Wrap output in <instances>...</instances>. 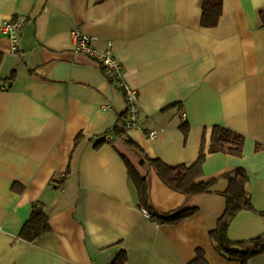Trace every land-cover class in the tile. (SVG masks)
Segmentation results:
<instances>
[{
	"label": "crops",
	"instance_id": "1",
	"mask_svg": "<svg viewBox=\"0 0 264 264\" xmlns=\"http://www.w3.org/2000/svg\"><path fill=\"white\" fill-rule=\"evenodd\" d=\"M201 4L0 0V25L24 19L16 54L0 37V79L12 76L0 90V264H111L122 251L127 264H193L198 251L208 264H236L209 237L227 183L186 197L143 163H194L213 126L243 135V151L207 156L203 180L244 169L254 208L235 216L228 238L264 234V0H222L213 28L201 26ZM73 29L94 37L98 52L110 43L124 81L139 93L141 127L121 139L102 142L125 118V98L93 60L73 53ZM126 163L146 180L153 211L196 212L176 224L154 223L138 207ZM38 207L50 231L21 240ZM248 264H264V254Z\"/></svg>",
	"mask_w": 264,
	"mask_h": 264
},
{
	"label": "trees",
	"instance_id": "2",
	"mask_svg": "<svg viewBox=\"0 0 264 264\" xmlns=\"http://www.w3.org/2000/svg\"><path fill=\"white\" fill-rule=\"evenodd\" d=\"M221 10L222 0H202L201 26L205 28L215 27L221 16ZM260 14L264 23V13L260 12ZM2 59L3 55L0 53V65ZM101 69L104 71L103 68ZM11 80L12 76L7 80L0 79V87L4 86L8 89L7 87L10 86ZM117 125L115 126L117 127ZM182 126L184 132H186L185 125L183 124ZM113 134L120 139L125 136L124 133L116 129ZM102 142L106 141L102 139ZM127 143L132 145L129 141ZM243 145V135L222 126H213L210 129L208 138L203 136L198 156L194 163L170 166L159 159H149L148 157H144L145 162H143L154 170L165 186L186 197L206 194L218 180H223L227 183V188L222 193L225 200V208L217 220L216 227L209 233V237L215 251L226 261L236 264H248L252 258L264 254V234L246 241L232 242L228 238V227L235 216L241 211L254 212L251 195L246 188L249 178L244 169L236 168L223 174L218 179L204 181L203 165L206 157L213 154H224L239 158L242 156ZM126 167L129 180L137 192L138 207L141 210H145L154 223L160 225L176 224L193 216L196 212L194 209H185L174 214L161 215L153 211L148 203L146 180L130 164L126 163ZM49 231L48 217L38 207L31 212L24 223L19 233V238L27 242H34ZM111 264H127L126 253L120 252ZM193 264H208L201 251L197 252V257Z\"/></svg>",
	"mask_w": 264,
	"mask_h": 264
},
{
	"label": "built area",
	"instance_id": "3",
	"mask_svg": "<svg viewBox=\"0 0 264 264\" xmlns=\"http://www.w3.org/2000/svg\"><path fill=\"white\" fill-rule=\"evenodd\" d=\"M24 24V19H10L0 25V37H5L11 44V52L17 53L19 48V31ZM72 51L76 54H83L93 60L99 68L106 72L107 79L120 90L125 98L127 109L125 118L117 125L108 129L102 136L106 142H110L114 130L127 133L141 127V110L138 103L139 93L136 89L129 86L123 79V70L120 62L117 60L112 45L107 44L103 52L94 49L93 43L95 38L82 33L79 29H73L70 34ZM1 91L6 90L0 87ZM147 136L153 138L156 136L155 131H149ZM145 214L147 212L143 210Z\"/></svg>",
	"mask_w": 264,
	"mask_h": 264
}]
</instances>
